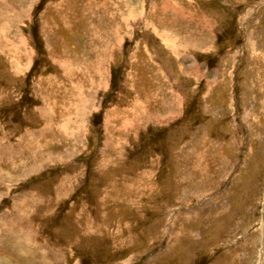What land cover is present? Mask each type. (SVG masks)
<instances>
[{"label": "rangeland", "instance_id": "1", "mask_svg": "<svg viewBox=\"0 0 264 264\" xmlns=\"http://www.w3.org/2000/svg\"><path fill=\"white\" fill-rule=\"evenodd\" d=\"M0 264H264V0H0Z\"/></svg>", "mask_w": 264, "mask_h": 264}]
</instances>
